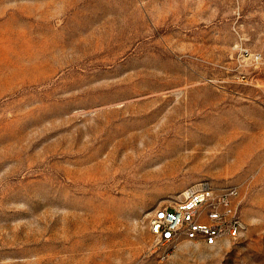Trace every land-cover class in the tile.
Returning a JSON list of instances; mask_svg holds the SVG:
<instances>
[{
    "label": "rangeland",
    "instance_id": "374dc122",
    "mask_svg": "<svg viewBox=\"0 0 264 264\" xmlns=\"http://www.w3.org/2000/svg\"><path fill=\"white\" fill-rule=\"evenodd\" d=\"M220 244H159L194 182ZM0 264H264V0H0Z\"/></svg>",
    "mask_w": 264,
    "mask_h": 264
},
{
    "label": "built area",
    "instance_id": "2783aa9c",
    "mask_svg": "<svg viewBox=\"0 0 264 264\" xmlns=\"http://www.w3.org/2000/svg\"><path fill=\"white\" fill-rule=\"evenodd\" d=\"M235 184L217 185L210 179L191 184L180 200L162 205L150 217L157 242L176 245L181 238L216 246L225 238H237L245 230L236 201Z\"/></svg>",
    "mask_w": 264,
    "mask_h": 264
}]
</instances>
